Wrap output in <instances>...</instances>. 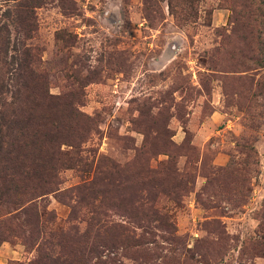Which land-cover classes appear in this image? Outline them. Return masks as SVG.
<instances>
[{"label":"rangeland","instance_id":"1","mask_svg":"<svg viewBox=\"0 0 264 264\" xmlns=\"http://www.w3.org/2000/svg\"><path fill=\"white\" fill-rule=\"evenodd\" d=\"M2 25L50 157L0 155V264H264V0H0Z\"/></svg>","mask_w":264,"mask_h":264},{"label":"trees","instance_id":"2","mask_svg":"<svg viewBox=\"0 0 264 264\" xmlns=\"http://www.w3.org/2000/svg\"><path fill=\"white\" fill-rule=\"evenodd\" d=\"M3 30L7 33L8 29L3 25L0 26V61L3 67H7L0 75V155L1 163H3L1 165L3 170L7 171L6 174L31 179L32 176H37L38 172L33 169L30 172L22 168L27 165L23 159L28 156L35 166L38 161L49 160L50 157L44 152V147L37 145L36 137L38 138L39 132L37 134L34 131L32 134L34 137L31 141L32 150L27 152L22 144L24 132L21 130L28 129L26 121L35 119L38 111L37 104L33 103L36 101L34 95L37 92V86L31 84L35 80V72L27 65V61L31 58L28 50L20 49L17 56H11L13 59H9L11 41L6 33L2 34ZM16 133L20 134L19 138ZM12 135L14 139L12 146L5 149V139L11 138Z\"/></svg>","mask_w":264,"mask_h":264}]
</instances>
